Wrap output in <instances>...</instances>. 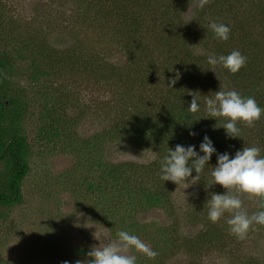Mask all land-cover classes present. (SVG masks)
<instances>
[{"label":"rangeland","instance_id":"1","mask_svg":"<svg viewBox=\"0 0 264 264\" xmlns=\"http://www.w3.org/2000/svg\"><path fill=\"white\" fill-rule=\"evenodd\" d=\"M152 2L141 10L144 29L134 32L132 21L117 12L116 7H124L119 0H0V51L8 52L17 69L5 74L12 77L10 94L26 101L21 127L30 148L21 202L0 207V264H75L121 230L158 253L155 259L134 253L136 264H264V227L257 225L238 240L228 230L230 214L217 223L207 218L211 194L225 193L220 185L207 187L219 153L211 156L199 182L177 186L159 181L158 150L168 142H139L119 128L133 109L154 112L149 100L156 107L169 99L173 103L170 81L180 74L174 62L185 49L174 35L176 25L189 31L187 44L201 38L219 16L238 33L257 2L211 0L204 22L195 18L201 10L196 0ZM176 14H186L187 23L177 22ZM251 25L252 38L264 40L253 18ZM241 39L237 34L223 42L214 35L209 44L238 50L246 45ZM49 58L60 63L50 64ZM35 60L47 74L33 75ZM185 70L190 98L196 93L204 99L221 88L200 78L203 70ZM250 137L242 128L237 150L253 146ZM114 166L120 170L112 177L108 171ZM195 175L193 170L188 179ZM161 184L167 193L162 205L146 207L128 198L138 197L133 190ZM242 199L247 212L254 213L258 201ZM205 222L216 234L200 244L195 235Z\"/></svg>","mask_w":264,"mask_h":264},{"label":"trees","instance_id":"2","mask_svg":"<svg viewBox=\"0 0 264 264\" xmlns=\"http://www.w3.org/2000/svg\"><path fill=\"white\" fill-rule=\"evenodd\" d=\"M119 1L124 4V7H121V9L116 7L117 12H124L122 19L126 18L132 21L134 32L144 29V18L142 17L141 10L146 4L147 6L151 5L150 8L153 7V0ZM253 1L257 2L255 10L252 8V18L256 24L255 27L264 30V0ZM223 2H235L240 4L243 0H223ZM210 3L211 0L209 4ZM209 4L203 9L198 10L195 18L204 22L209 15L207 9ZM216 4L219 5V1H217ZM189 5H191V3L186 6L188 7ZM131 6L135 9H132ZM169 6L165 9H168ZM174 6L176 7V5ZM210 8H212L211 12H213L215 7ZM107 10L108 6L101 9L100 13L105 15ZM218 10L219 7L217 11ZM249 15L250 12L248 16L243 17L245 21H242L239 25L238 33H236L235 27L229 19L227 21L226 19L223 20L219 15V17H216L217 19H213L221 20V23H224L230 28L229 39L223 42H229V40L234 39L238 34L243 39H241V41H245V43H243L247 45L242 49H238L242 55L247 57V63L246 66L242 67L236 74H231L219 66L212 69L216 74L212 70H209L211 66L207 64L208 53H214L219 56L228 55L231 53V50L233 51V48H231V50H229V48L226 49L224 43L209 44L210 39L214 36L211 29L206 27L201 38L194 40L193 44H187L185 37L189 34V31L186 27H177L176 25L174 35L176 39L179 38L182 40L185 49L183 51L184 55L182 54L180 58L175 59L174 62V67H177L180 74L179 76L176 73L174 74L176 82L172 85L174 92L173 103L172 101L170 102L169 99L166 105L162 104L156 107V105L153 104L155 100H149L147 103L150 104L154 112H150L148 109H133L129 113V120L122 121L119 128L124 131L129 138L138 140L139 142H148V140L151 139H155L154 141H167L168 145L158 150L157 158L159 157L160 161L163 156L167 154V148L174 150L177 144L185 147L195 145V150L197 151L205 136L212 141L213 147L216 149L215 153H228L229 158H233L236 151H238L235 145V141L238 137L230 138L226 135L225 130L220 127L226 121L207 117L203 109L206 97L198 100L200 111L190 113L187 110L193 97L191 96L190 98L189 94L186 93V85L188 86V80L190 79L185 69H187V71L190 70V72L192 71V74L199 72L198 69L203 70L205 73H203L200 78L210 82L216 81L221 87L218 90L226 88L227 90L239 92L242 97H254L258 105L264 108V40L262 38H252V18ZM163 17L162 20L164 22L165 17ZM203 17L204 21L202 20ZM175 19L181 24L187 23L186 14H176ZM198 22L197 20V23ZM134 41L137 42V44H141L138 37L134 38ZM7 53L6 50L0 51V207L13 206L21 202L22 182L29 171L28 157L30 153L27 138L22 133L21 127L23 117L26 115L27 110L26 101L21 99L17 94H10L11 89L8 84L12 77L5 73L8 72L13 74L17 72V69L11 64V57ZM130 54H132L131 58L133 59L134 54ZM49 62L53 65L60 63V61L55 58H49ZM34 63L36 65L31 71H35L33 75L48 73L49 70H44L37 65V60H35ZM46 68L54 69L51 65ZM32 79L37 80L36 77H32ZM145 106L147 105L145 104ZM157 115L162 116L158 117ZM237 126L240 129L244 128L249 131L253 146L259 147L261 150L260 155L264 157V115L261 116L260 120L257 121L252 128H248L239 123ZM190 133H195V135H190ZM119 170L118 166H114L108 171V174L114 177ZM159 181L163 182L161 179ZM135 192L138 197L133 198L129 196L128 198L131 199L132 202L134 199H139V202L143 204L142 206L146 207L162 205L167 198V193L163 189L162 184L159 187L150 186L148 189L140 188L133 190L134 194ZM258 210L260 209L257 207L254 212ZM215 234L216 232L213 227L205 222L203 227L200 228L195 235V238L202 244L211 239L212 236H215Z\"/></svg>","mask_w":264,"mask_h":264},{"label":"clouds","instance_id":"3","mask_svg":"<svg viewBox=\"0 0 264 264\" xmlns=\"http://www.w3.org/2000/svg\"><path fill=\"white\" fill-rule=\"evenodd\" d=\"M209 2L210 0H196V6L203 9ZM208 27L218 40L229 39L230 28L224 23L213 20ZM246 63L247 57L238 50H233L228 55L217 56L214 53L207 55V64L211 66L209 70L219 66L231 74H236L246 66ZM175 82L176 80L172 79L170 84ZM190 94L193 98L187 110L196 113L200 111L198 98L196 93ZM204 106L207 117L226 121L220 127L230 138L240 136L241 129L237 126L238 123L252 128L264 115V108L258 105L254 97H242L239 92L226 88L218 90L213 96H207ZM195 147L177 144L174 150L167 148V154L160 161V179L177 186L184 184L187 187L185 181L190 184L199 182L201 173L216 149L207 136L199 145V153L203 155H200ZM260 152L259 147L244 146L242 150L236 151L231 159L228 153L218 154L216 165L211 167V179L207 187L220 185L225 193L211 194V198L206 202L207 218L210 222L217 223L225 213L230 214L226 221L228 230L238 240L246 239L249 231L255 230V226L264 227V157H261ZM193 170L196 175L189 180ZM242 197L256 199L260 210L249 214L244 208ZM134 253L143 254L149 259H155L158 255L138 236L121 230L116 233L115 239L103 245L93 246L87 252L88 259L77 260L75 264H136L137 255ZM63 264H68V261H64Z\"/></svg>","mask_w":264,"mask_h":264}]
</instances>
